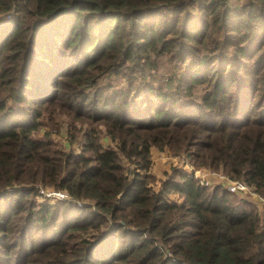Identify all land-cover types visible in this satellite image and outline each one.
<instances>
[{
    "label": "trees",
    "instance_id": "16d2710c",
    "mask_svg": "<svg viewBox=\"0 0 264 264\" xmlns=\"http://www.w3.org/2000/svg\"><path fill=\"white\" fill-rule=\"evenodd\" d=\"M0 16V264H264L251 202L146 173L169 149L264 196V0H0ZM131 65L129 88L97 91ZM65 109L78 154L39 135ZM43 189L68 194L63 215ZM55 218L27 251L24 224Z\"/></svg>",
    "mask_w": 264,
    "mask_h": 264
},
{
    "label": "rangeland",
    "instance_id": "374dc122",
    "mask_svg": "<svg viewBox=\"0 0 264 264\" xmlns=\"http://www.w3.org/2000/svg\"><path fill=\"white\" fill-rule=\"evenodd\" d=\"M2 16H0L1 18ZM167 60H163V63H165L164 66V71L162 72H168L174 69L175 67V62H168V64L166 63ZM130 70L128 71H124L126 73V79L122 80L120 77H115L112 76L110 78H106L100 81L99 86L97 91L98 92H103V89L105 88L107 90V93H113V91H115L116 89H123L122 87H126L129 88V76L130 77H134V79H136L137 76H132V75H137L136 72V68H133L132 65L130 66ZM134 73V74H131ZM161 75V74H159ZM93 91H87L86 95L90 96L91 98L94 97V95H92ZM97 95V94H96ZM112 95V94H111ZM134 96V95H132ZM112 97H114V95H112ZM64 107H69L68 109L70 110V106L67 104H63ZM67 109V108H66ZM63 110L62 115L60 117H55L54 122L55 125L52 124H47L46 126L43 127L41 133L39 134L40 137L43 136L44 133H49V139L53 140L57 145H59V147L63 148V150H65L66 152H73V153H81L82 151V145L80 142L79 143V139H81V135L80 133H78V138L73 141V143H70V138L68 136L67 130L66 128L68 127L69 124H73V117L72 116H65L64 113H66L67 110ZM72 114V113H71ZM73 115V114H72ZM61 124H63L61 126V130L56 131L52 128L58 127ZM76 129L78 128V125L75 124ZM101 144L102 146L106 147L108 145H110V137L107 134H103L101 136ZM151 157H152V166L151 168L146 171V173H149L153 176H155L157 178V180H163L165 177L169 176V175H173L174 173H176V170L179 172H183V173H188L189 175L193 174L195 177H198L199 179H203V181H205L208 184V189L211 190L214 187H220V189L222 187V185L216 183L217 181H219L220 183H222V179H220L219 177L215 176V175H211L209 172V170L204 169V168H196L192 163H190L189 159L187 158V154L185 153H174L169 149H160L158 147H152L151 148ZM122 165L124 167V169L126 170V173H128L129 177H133L135 175H137V173L141 176H143V171L136 169L134 167V165H132L130 162H128L126 159H122ZM205 170V171H204ZM134 171H136V173L134 174ZM211 172V171H210ZM178 174V173H177ZM223 184V183H222ZM159 188V184L157 183L155 185V189ZM19 189V188H18ZM46 190H50V189H43V191ZM57 191V190H54ZM63 192L65 194H67L64 191H60ZM40 195V193H39ZM68 196V194H67ZM69 197V196H68ZM234 197H238V196H234ZM178 196L177 195H171V198H169V200L173 203L174 201L178 202ZM36 201H38V203H43V198L41 196H38L37 198H35ZM61 202H71V198L69 197L67 200L64 201H47V203L56 205L58 207H60L62 209L61 211V215H63V206L61 205ZM264 210V209H263ZM262 210V211H263ZM261 211V215L264 217V212ZM89 213V212H88ZM89 215L85 213V216ZM84 216V217H85ZM57 218L54 219V221L51 223L52 226L50 227H42L40 229L36 228L33 229L32 227L27 228L24 224V228L25 230V235L23 238V243L24 245H26L25 249H27V251H29V245H31L32 243H36L37 240L40 242L44 237L46 239H49L50 237H52V228L54 225H58L57 229L59 227H62L65 222L63 221L62 218H60L57 222V224H54L55 220ZM82 219V217H80V220ZM95 232H91V234H93ZM72 237L71 243H74V248H77L79 246V243L82 240H86V241H94V239H92V236H88V235H84L82 232H76L74 234H70ZM78 236V237H77ZM55 237H57V235H55ZM71 239V238H70ZM70 242V241H69ZM15 246V244L12 245V248ZM102 247V245H100L98 247L97 250L94 251V255L93 258L96 259L99 257V251L100 248ZM24 248V247H22ZM33 259H35V256H33Z\"/></svg>",
    "mask_w": 264,
    "mask_h": 264
},
{
    "label": "built area",
    "instance_id": "2783aa9c",
    "mask_svg": "<svg viewBox=\"0 0 264 264\" xmlns=\"http://www.w3.org/2000/svg\"><path fill=\"white\" fill-rule=\"evenodd\" d=\"M207 172H209L211 175H215L219 177L220 179H222L223 184L220 182L218 184L222 185L225 191L231 194H235L239 198H243L251 202L259 214L264 209V196L256 192L254 186H251L242 180L229 179L228 177L222 174H218L213 171L210 172V170ZM199 180L202 184L208 186V184L205 181H203V179H199ZM39 193H40V196L45 201H64L69 198L67 194L60 192V191L40 190ZM262 212H264V210Z\"/></svg>",
    "mask_w": 264,
    "mask_h": 264
},
{
    "label": "crops",
    "instance_id": "0c3cea01",
    "mask_svg": "<svg viewBox=\"0 0 264 264\" xmlns=\"http://www.w3.org/2000/svg\"><path fill=\"white\" fill-rule=\"evenodd\" d=\"M216 183H219V181H217Z\"/></svg>",
    "mask_w": 264,
    "mask_h": 264
}]
</instances>
